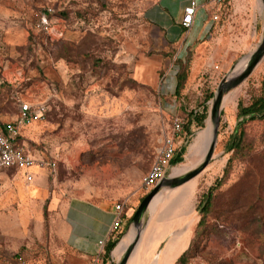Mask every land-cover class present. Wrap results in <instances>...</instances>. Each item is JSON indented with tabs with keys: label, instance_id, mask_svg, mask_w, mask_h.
Wrapping results in <instances>:
<instances>
[{
	"label": "rangeland",
	"instance_id": "1",
	"mask_svg": "<svg viewBox=\"0 0 264 264\" xmlns=\"http://www.w3.org/2000/svg\"><path fill=\"white\" fill-rule=\"evenodd\" d=\"M161 1L0 0V119L16 120L22 103L48 108L42 120L23 128L24 144L41 163L30 171L33 180L27 181L24 171H0L4 264L45 260L51 220L73 197L127 200L126 208L136 211L153 189L143 180L173 119L201 109L211 93L214 98L222 81L262 42L264 12L257 0H228L218 7L206 3L218 21L210 12L208 30L206 8L201 9L188 35L169 27ZM48 10L56 18L45 34L37 23ZM187 59L188 81L176 96V61ZM263 82L264 58L229 92L231 104H222L210 164L188 182L166 187V199L149 207L144 247L151 236L166 232L168 241L188 238L175 255L191 244L189 264H264V121L245 125L244 151L226 150L239 103L249 105ZM203 130L195 129L184 162L173 166L170 176L176 167L191 166L187 159ZM223 178L213 211L196 233L203 195ZM117 249L112 264L123 255ZM139 252L138 245L128 264L147 262Z\"/></svg>",
	"mask_w": 264,
	"mask_h": 264
},
{
	"label": "crops",
	"instance_id": "2",
	"mask_svg": "<svg viewBox=\"0 0 264 264\" xmlns=\"http://www.w3.org/2000/svg\"><path fill=\"white\" fill-rule=\"evenodd\" d=\"M189 0H162L160 8L163 9L165 15L163 19L170 21L169 27H174L179 33H184L181 26H175L174 23L181 20L184 6ZM208 0H201L194 25L198 19V15L206 8V17L210 20V9ZM202 9V10H201ZM193 25V28H194ZM209 21V29L211 28ZM193 28L187 31V35L191 34ZM207 25L202 29L206 31ZM168 34V27H163ZM201 36V35H200ZM172 38L178 41L179 35L173 34ZM186 134V133H185ZM181 142L183 137L180 138ZM180 144V142H179ZM180 146V145H179ZM173 167L172 165L170 166ZM169 175V173H168ZM117 198H77L73 197L69 201L63 202L57 210L56 215L51 220V227L49 236L46 239V259L37 263H29L22 258L18 259L16 264H87L89 260L98 252L99 242L104 240L107 244L113 238L116 231L113 226L116 219L115 207L120 201ZM127 203L126 201H123ZM127 216H131L134 212L132 208L128 207ZM59 212V213H58ZM125 221H123V225ZM130 225V223H129ZM128 225V227H129ZM127 227V229H128ZM127 231V230H126ZM169 234L157 233L149 239L144 247V240L139 244V254L147 255L145 264H153L155 257H159L158 264H175L179 256L185 251L177 255V249L184 248L185 241L188 238L181 237L174 241L167 240ZM177 237V236H176ZM190 239V238H189ZM174 241V242H173ZM184 241V243H183ZM190 244V240H189ZM189 246V245H188ZM160 247V248H159ZM159 248V249H158ZM117 249V248H116ZM116 249L110 253L111 263L114 262ZM145 258V257H144ZM150 260V262H148ZM113 261V262H112ZM104 262V260H103ZM103 262L101 264H103ZM144 264V263H142Z\"/></svg>",
	"mask_w": 264,
	"mask_h": 264
},
{
	"label": "built area",
	"instance_id": "3",
	"mask_svg": "<svg viewBox=\"0 0 264 264\" xmlns=\"http://www.w3.org/2000/svg\"><path fill=\"white\" fill-rule=\"evenodd\" d=\"M201 0H189L184 6L183 15L179 25L185 32L193 28L196 14L201 7ZM225 0H208L211 6H220ZM214 9L211 8L209 12L213 13ZM213 21H218L219 17L213 13ZM37 27L40 30L47 32L51 28V24L46 15H43ZM48 108L45 104L30 105L22 103L19 105V114L16 120L2 121L0 120V171L12 170L16 172H25L27 181H32L33 176L31 170L34 167L41 166L27 149L24 144L23 128L34 122L42 120L47 114ZM185 119L176 116L173 119L171 133L164 139L161 149L149 171L143 180V185L146 188H154L162 179L168 177V173L172 169L171 162L177 156V147L182 144L180 138L185 133ZM180 142V144H179ZM127 203L122 202L116 205V219L113 230L116 231L122 227L124 221V212ZM107 242L101 240L99 242L98 252L89 260L87 264H101L106 253ZM5 259L0 256V264H4ZM113 262V261H112Z\"/></svg>",
	"mask_w": 264,
	"mask_h": 264
},
{
	"label": "trees",
	"instance_id": "4",
	"mask_svg": "<svg viewBox=\"0 0 264 264\" xmlns=\"http://www.w3.org/2000/svg\"><path fill=\"white\" fill-rule=\"evenodd\" d=\"M228 0H225L223 4H225ZM50 21L51 27L55 25L54 18H56L55 14H52V11L48 10L44 13ZM45 34H48L46 30H39ZM185 30L183 29V32ZM178 65V71L175 74V87L174 93L176 96H180L182 91L184 90L186 83L188 81L189 73H190V63L191 60L187 59L186 62L181 60L176 61ZM213 98V93L206 97L205 101L201 105V109L191 111L187 117L184 118L185 121V133L181 137H183L182 144L177 147V156L171 162L172 166L176 164H181L184 162V156L187 153V148L192 139L195 136V129H205L206 122L209 117V102ZM181 117V116H180ZM1 120V119H0ZM237 126L235 132L230 136L229 141L226 144V150L228 152L237 150L244 151L246 149V145L244 144V136H245V125L249 122L255 121H264V82L262 83V90L259 96L253 99V101L245 106L242 102L238 105V114H237ZM224 184L223 179H217L215 184L211 186L206 194L203 195V198L198 206V212L200 213V221L197 225L196 233H199L201 228H204L206 225V221L208 216L212 213L214 207V199L215 192L220 189V187ZM145 198V197H144ZM141 201H143V199ZM138 209V208H137ZM137 211V210H136ZM132 213L131 216H127L128 209L124 212V221L125 224L122 225L121 228L116 230L115 234L111 241L106 245V253L104 255L103 264H112L110 253L113 252L119 243V241L123 238L126 233L127 227L131 222L135 212ZM191 251V244L189 247L179 256L176 260L175 264H189V257Z\"/></svg>",
	"mask_w": 264,
	"mask_h": 264
},
{
	"label": "water",
	"instance_id": "5",
	"mask_svg": "<svg viewBox=\"0 0 264 264\" xmlns=\"http://www.w3.org/2000/svg\"><path fill=\"white\" fill-rule=\"evenodd\" d=\"M264 2V0H263ZM249 62L247 66L240 71L237 67L232 71L228 77H226L222 83L220 84L217 92L213 98V104L209 112L208 120L211 121L214 129V137L212 145L204 158L202 164L195 170L186 173L184 175L178 177L168 176L162 179L153 189L152 191L143 199L141 204L138 206L137 211L135 212L130 225L124 234L123 238L129 234L132 227L136 229V236L133 239L132 243L129 245L126 252L122 255L121 259L117 264H128L129 259L131 258L132 254L136 251L137 246L139 245L142 235H143V226L145 221V215L152 203L153 199L162 192L166 187L176 188L189 180L193 179L197 175H199L212 161L215 148L217 145L219 129L221 125V112H222V104L223 99L227 93L231 90L240 86L255 70V68L259 65V63L264 58V35L261 44L259 47L252 52L249 56ZM246 57V58H248ZM238 69V70H237ZM122 238V240H123ZM121 240V241H122Z\"/></svg>",
	"mask_w": 264,
	"mask_h": 264
},
{
	"label": "bare ground",
	"instance_id": "6",
	"mask_svg": "<svg viewBox=\"0 0 264 264\" xmlns=\"http://www.w3.org/2000/svg\"><path fill=\"white\" fill-rule=\"evenodd\" d=\"M257 3L259 5V11L261 14L262 12H264V2H263V0H257ZM248 62H249V57L242 60L237 68L240 71H242L247 66ZM233 96H234L233 93H229L224 97L223 105L225 107H228L231 104V102L233 100ZM213 133H214V129H213V125L210 121L208 128L203 130L202 132H199L197 137L195 138L194 142H198V144L196 145V152L190 158L187 159L188 163H190L191 166H188V164L187 165L183 164L179 167L174 168V170L172 171V176L186 174L187 172H189L192 168H194L196 165H198L203 160V158L207 155V153H208V151L212 145L213 137H214ZM218 141H219V135H218L217 145H218ZM217 145H216V147H217ZM190 160L192 161V163L190 162ZM163 192H160L153 199L152 203L150 204L151 209H152V206L154 205L153 202H155V201L159 202V201L166 199V196H163ZM135 236H136V229L132 228L131 231L129 232V234L123 238L124 241L120 243V246H119L120 248L117 249V252L124 254L126 252V250L128 249L129 245L132 243ZM158 255H157L156 259L154 260L155 264H158V259H159Z\"/></svg>",
	"mask_w": 264,
	"mask_h": 264
}]
</instances>
